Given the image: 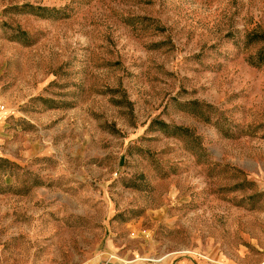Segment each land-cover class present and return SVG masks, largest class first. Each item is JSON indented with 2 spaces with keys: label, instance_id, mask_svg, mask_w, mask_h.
Masks as SVG:
<instances>
[{
  "label": "rangeland",
  "instance_id": "1",
  "mask_svg": "<svg viewBox=\"0 0 264 264\" xmlns=\"http://www.w3.org/2000/svg\"><path fill=\"white\" fill-rule=\"evenodd\" d=\"M0 264H264V0H0Z\"/></svg>",
  "mask_w": 264,
  "mask_h": 264
},
{
  "label": "built area",
  "instance_id": "2",
  "mask_svg": "<svg viewBox=\"0 0 264 264\" xmlns=\"http://www.w3.org/2000/svg\"><path fill=\"white\" fill-rule=\"evenodd\" d=\"M0 109H1V106H0Z\"/></svg>",
  "mask_w": 264,
  "mask_h": 264
}]
</instances>
